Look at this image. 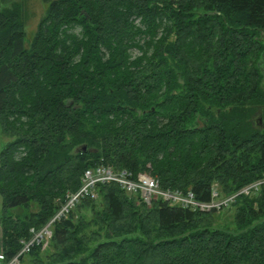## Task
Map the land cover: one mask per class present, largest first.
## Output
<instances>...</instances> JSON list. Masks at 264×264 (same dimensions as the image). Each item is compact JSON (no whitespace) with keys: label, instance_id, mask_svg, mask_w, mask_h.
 <instances>
[{"label":"trees","instance_id":"trees-1","mask_svg":"<svg viewBox=\"0 0 264 264\" xmlns=\"http://www.w3.org/2000/svg\"><path fill=\"white\" fill-rule=\"evenodd\" d=\"M44 2L26 46L22 0H0L2 263L91 166L200 200L261 177L264 0ZM97 192L18 264H264V190L212 211Z\"/></svg>","mask_w":264,"mask_h":264},{"label":"built area","instance_id":"built-area-1","mask_svg":"<svg viewBox=\"0 0 264 264\" xmlns=\"http://www.w3.org/2000/svg\"><path fill=\"white\" fill-rule=\"evenodd\" d=\"M116 184L125 193L137 197L138 203H144L150 207L155 201L167 202L171 205H179L184 208L198 211H212L227 207L234 202L239 195H252L264 190V173L261 177L247 183L235 192L221 196L216 184L211 188L210 198L200 200L196 198L190 189L162 188L156 177L147 173L133 175L128 169H113L109 165L98 164L86 168L81 177V184L75 191L67 192L63 202L53 215L40 228H30L31 235L28 239H21V248L8 261L0 264H18L20 256L27 253L36 244L47 243L52 235L53 224L65 217L82 198H98L97 187L99 185ZM0 259L3 255L0 254Z\"/></svg>","mask_w":264,"mask_h":264},{"label":"rangeland","instance_id":"rangeland-1","mask_svg":"<svg viewBox=\"0 0 264 264\" xmlns=\"http://www.w3.org/2000/svg\"><path fill=\"white\" fill-rule=\"evenodd\" d=\"M19 1V0H18ZM23 5L26 7L23 10V25L25 31V45L28 46L29 41L31 40L33 33L36 29V26L44 15L47 3L44 0H22ZM9 138L1 134L0 130V150L3 144L8 141ZM1 205L2 200L0 196V212H1ZM233 209L229 208L219 214H215V227H226V228H233ZM217 217V218H216Z\"/></svg>","mask_w":264,"mask_h":264},{"label":"crops","instance_id":"crops-1","mask_svg":"<svg viewBox=\"0 0 264 264\" xmlns=\"http://www.w3.org/2000/svg\"><path fill=\"white\" fill-rule=\"evenodd\" d=\"M26 7L23 5V10L25 9ZM23 15V13H22ZM0 254H2V251H1V227H0ZM3 260V259H2ZM2 260L0 259V263H2Z\"/></svg>","mask_w":264,"mask_h":264},{"label":"water","instance_id":"water-1","mask_svg":"<svg viewBox=\"0 0 264 264\" xmlns=\"http://www.w3.org/2000/svg\"><path fill=\"white\" fill-rule=\"evenodd\" d=\"M180 82H181V80H180ZM138 112H139V111H138ZM81 149H82V150H86V146H84V145L81 146ZM90 151H95V149L92 148V149H90Z\"/></svg>","mask_w":264,"mask_h":264}]
</instances>
